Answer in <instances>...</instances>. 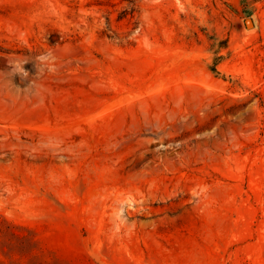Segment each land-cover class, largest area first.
<instances>
[{
  "label": "rangeland",
  "instance_id": "obj_1",
  "mask_svg": "<svg viewBox=\"0 0 264 264\" xmlns=\"http://www.w3.org/2000/svg\"><path fill=\"white\" fill-rule=\"evenodd\" d=\"M0 264H264V0H0Z\"/></svg>",
  "mask_w": 264,
  "mask_h": 264
},
{
  "label": "water",
  "instance_id": "obj_2",
  "mask_svg": "<svg viewBox=\"0 0 264 264\" xmlns=\"http://www.w3.org/2000/svg\"><path fill=\"white\" fill-rule=\"evenodd\" d=\"M249 23H251V22H249Z\"/></svg>",
  "mask_w": 264,
  "mask_h": 264
}]
</instances>
